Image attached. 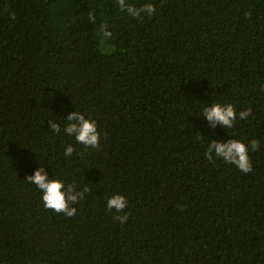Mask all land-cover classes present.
<instances>
[{
    "label": "trees",
    "instance_id": "16d2710c",
    "mask_svg": "<svg viewBox=\"0 0 264 264\" xmlns=\"http://www.w3.org/2000/svg\"><path fill=\"white\" fill-rule=\"evenodd\" d=\"M126 3L157 11L0 0V264H264V0ZM214 103L232 128L203 117ZM76 111L98 148L63 132ZM229 139L260 142L252 172L205 156ZM39 167L90 188L74 217L44 208L26 182ZM114 194L124 213L106 210Z\"/></svg>",
    "mask_w": 264,
    "mask_h": 264
},
{
    "label": "clouds",
    "instance_id": "9594fccd",
    "mask_svg": "<svg viewBox=\"0 0 264 264\" xmlns=\"http://www.w3.org/2000/svg\"><path fill=\"white\" fill-rule=\"evenodd\" d=\"M118 6L125 11L129 16L142 19L143 14L153 16L157 9L154 4L146 3L142 7H136L132 3H126V0H118ZM89 20L95 23V15L89 13ZM102 34L105 38L111 37L112 33L102 29ZM203 117H206L211 122V128L215 129L217 124L229 129L234 125L237 119V112L232 104L214 103L202 109ZM252 114V109L241 110L239 119L245 120ZM50 130L54 133L61 132L59 123L49 120ZM63 132L74 137L77 143L83 144L85 149L99 147L100 133L95 120L87 118L84 114L76 111L67 117V123L63 128ZM249 147L252 152H257L260 149V142L256 139L251 140L250 145L236 139H229L227 143H219L212 140L208 146L205 156L211 161L213 153L228 164L236 165L243 173L252 172L253 166L249 155ZM75 148L68 144L65 147L64 155L72 156ZM26 182L34 184L42 193V202L46 210H54L57 214H63L68 218H72L77 214V208L73 205L78 204L85 198V194L90 191L89 187H83L78 190L75 182L66 184L59 178H51L46 172L45 167H39L34 175L26 178ZM128 206V201L125 196L114 194L107 200L106 210L111 212L115 210L117 213H124ZM114 219L122 224L127 223L129 215H116Z\"/></svg>",
    "mask_w": 264,
    "mask_h": 264
}]
</instances>
